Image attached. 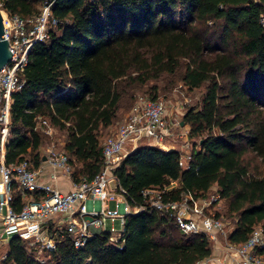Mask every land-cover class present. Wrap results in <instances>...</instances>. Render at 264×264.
I'll return each mask as SVG.
<instances>
[{
	"label": "trees",
	"instance_id": "obj_1",
	"mask_svg": "<svg viewBox=\"0 0 264 264\" xmlns=\"http://www.w3.org/2000/svg\"><path fill=\"white\" fill-rule=\"evenodd\" d=\"M44 2L0 0V9L28 18ZM52 10L59 24L32 47L20 72L23 87L13 93L7 164L28 159L40 166L44 118L66 132L62 148L74 181L92 179L103 169L104 131L139 88L180 73L185 87L205 91L183 115L189 138H199L185 166L179 150L143 140L114 168L128 201L146 206L128 217L118 242L104 231L76 248L65 234L45 264H198L210 258L207 236L185 235L171 216L148 206L147 188L165 190V200L187 195L198 201L217 187L236 219L228 236L233 244L264 227V0H55ZM249 152L258 160L253 167ZM16 202L20 209L19 194ZM7 245L5 264H42L20 237Z\"/></svg>",
	"mask_w": 264,
	"mask_h": 264
},
{
	"label": "built area",
	"instance_id": "obj_2",
	"mask_svg": "<svg viewBox=\"0 0 264 264\" xmlns=\"http://www.w3.org/2000/svg\"><path fill=\"white\" fill-rule=\"evenodd\" d=\"M54 2L45 0L41 12L28 18L8 12L3 14L4 37L10 43L12 60L0 71V264H5L7 259L1 246L8 244L13 236L23 239L28 250L42 264L48 261V254L56 250L65 234L72 237L76 248L84 247L91 237L104 231L110 233L111 242H118L128 217L146 206H133L119 181L118 189L111 188L110 181L117 179L114 168L129 152L128 148L140 141L166 148L168 140L178 136L177 127L182 125L169 118L166 102L139 95L126 120L103 141V169L94 178L74 181V166L69 155L55 144L47 149L46 160L38 167L28 159L7 164L4 149L10 136L13 93L23 87L20 72L28 64L32 47L47 40L50 30L59 24L52 10ZM40 125L47 135L54 134L55 127L48 119L40 118ZM183 148L186 151L188 144ZM190 159L191 153L186 161L182 154L180 164L185 166ZM45 165L51 169L52 180L60 175L72 180V190L63 192L42 182ZM164 192L157 188L145 189L143 195L148 206L171 216L185 235L204 234L211 243L224 248V257L211 256L198 264H264L263 226H256L246 242L233 244L223 221L207 213L214 198L192 201L185 195L181 200L173 201L165 200ZM17 194L21 196L20 209H17ZM112 201L115 208L110 206ZM117 221L121 230H116ZM109 222L111 230L107 229Z\"/></svg>",
	"mask_w": 264,
	"mask_h": 264
},
{
	"label": "rangeland",
	"instance_id": "obj_3",
	"mask_svg": "<svg viewBox=\"0 0 264 264\" xmlns=\"http://www.w3.org/2000/svg\"><path fill=\"white\" fill-rule=\"evenodd\" d=\"M2 13H7L2 9ZM205 91V87H202L200 89H195V90H190L187 87H185L181 81V74L177 75H165L163 78L156 80V81H151L147 86H144L142 88H139L137 92L135 93L134 97L131 100H126L121 109L120 113L118 116V119L116 120L114 127L109 128L108 130L104 131L102 140L104 141L109 135H111L128 117L130 110L132 108V105L134 103V99H136L139 95H144V94H157L158 99L163 100L164 102L167 103V106L169 108V118L171 120L176 121V122H182L183 115L185 111L188 109L190 106H194L197 104L201 103L203 94ZM136 97V98H135ZM134 100V101H133ZM182 124V123H181ZM178 130V136L176 137L177 140L175 141H169L167 143L166 148L168 149L172 146L179 148L182 150L183 145L188 144V149L186 151H181L182 154L185 156V161L187 159L188 154L192 153V149L194 146L199 145V138H196L195 140H192L189 138V135L186 133L185 130L182 129L180 126L177 127ZM39 130L43 133V145L41 147V154H45L47 149L52 145L55 144L58 148H62L65 144L66 141V132L59 130L55 128V132L52 136L47 135L45 133V130L42 128V126H39ZM187 134L184 136V134ZM183 135V136H182ZM187 136V137H186ZM146 144H151L152 142L145 141ZM138 145H141V143H135L134 146H131L128 148V150H131L132 148L137 147ZM184 150V149H183ZM246 161L250 162L251 166L253 167V162L257 163L258 160H256L253 157V153L249 152L246 155ZM176 186V184H172V187ZM211 200L214 198V202L210 207L207 209V213L209 214H214L217 218H220L224 225H225V230L228 234L234 229L236 219L234 216L230 215L227 212L228 208V203L224 199H220L219 195L217 194V187H213L212 190L210 191L209 195L207 196V199ZM206 199V198H204ZM111 208H115V202L112 201L110 203ZM218 215V216H217ZM112 224L109 222L108 223V230H111ZM116 230H121V225L120 222L117 221L116 224ZM221 241H224V237H220ZM219 245V244H218ZM218 245H215L214 243H211V248L213 251V255L216 258H222L225 256V251L224 248L221 246L220 248ZM219 248V249H218ZM8 249L7 243H3L1 246V251L6 252ZM46 256V254H45Z\"/></svg>",
	"mask_w": 264,
	"mask_h": 264
},
{
	"label": "water",
	"instance_id": "obj_4",
	"mask_svg": "<svg viewBox=\"0 0 264 264\" xmlns=\"http://www.w3.org/2000/svg\"><path fill=\"white\" fill-rule=\"evenodd\" d=\"M259 1V0H257ZM5 35V27H4V17L3 13L0 10V71L8 65L12 60V51L10 48L9 41L4 37ZM182 125L184 122L182 121ZM44 160L46 158L44 157ZM118 180L116 178L110 181V186L112 189H118Z\"/></svg>",
	"mask_w": 264,
	"mask_h": 264
},
{
	"label": "crops",
	"instance_id": "obj_5",
	"mask_svg": "<svg viewBox=\"0 0 264 264\" xmlns=\"http://www.w3.org/2000/svg\"><path fill=\"white\" fill-rule=\"evenodd\" d=\"M112 127H114V125L111 126L110 128H112ZM182 129L185 130L186 132H189L190 127L188 125H186V126L182 125ZM175 140H177V139L173 138V139L168 140V142L169 141L172 142V141H175ZM5 148H6V146H5ZM172 149L179 150L180 152L184 151L183 150L184 148H182V150H181V149L176 148L174 146H172V147H170V148H168L166 150H172ZM4 152L6 153L5 149H4ZM50 174H51V169L49 168V166L45 165V172H44V175H43V177L41 179L42 182H44L46 184H52L56 188H58L60 191H63V192H68V191L72 190V188H73V181L72 180H69L68 178L63 177L62 175H60L58 179L52 180ZM0 198H1V196H0Z\"/></svg>",
	"mask_w": 264,
	"mask_h": 264
}]
</instances>
